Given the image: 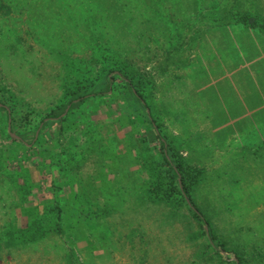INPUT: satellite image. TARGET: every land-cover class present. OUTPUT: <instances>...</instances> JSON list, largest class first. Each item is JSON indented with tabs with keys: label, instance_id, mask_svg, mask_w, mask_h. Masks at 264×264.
<instances>
[{
	"label": "rangeland",
	"instance_id": "1",
	"mask_svg": "<svg viewBox=\"0 0 264 264\" xmlns=\"http://www.w3.org/2000/svg\"><path fill=\"white\" fill-rule=\"evenodd\" d=\"M253 74L264 91V0H0V264H264V132L227 145L210 112ZM87 80L101 88L72 102ZM148 112L216 240L168 184Z\"/></svg>",
	"mask_w": 264,
	"mask_h": 264
},
{
	"label": "trees",
	"instance_id": "2",
	"mask_svg": "<svg viewBox=\"0 0 264 264\" xmlns=\"http://www.w3.org/2000/svg\"><path fill=\"white\" fill-rule=\"evenodd\" d=\"M216 5V4H213ZM238 14V13H237ZM233 18H235L237 15L233 14L232 15ZM239 19H241V22L243 25H245L246 27H252V28H262V21H260L257 15L255 14H250V13H245V14H238ZM235 20H238V18H235ZM231 19H228L226 21H224V24H228V22H230ZM124 78L126 79L127 77L124 76ZM109 78L107 77L106 80L104 81L105 86L108 85L109 88ZM128 80V79H127ZM129 86L130 89L132 90V94L141 102L142 106L145 107L146 109H149L150 103L148 102V100L146 99L142 88L145 84L144 81H140L138 85H134L133 82H129ZM101 85L103 86V82H101ZM101 88V86H98L97 84H94L93 82H91L90 80L84 81L83 83H81L78 87V89H74L71 91V93H69L70 95H73L75 97L72 98V102H74L77 98H83L84 96H87V93H89L90 91H95L94 88ZM97 93H103V90L98 89ZM122 98H116V99H112L111 102L112 104H114L113 102L117 103L116 105H118V107H122L121 104H123V101L121 102ZM0 102H2L3 107L6 109L8 107V102L4 101L3 99H0ZM73 106V105H72ZM10 110L12 112H14V108L12 106L9 107ZM9 110V111H10ZM10 111V113H11ZM6 114L9 115L8 112V108L6 109ZM135 118L138 119L139 121L146 123L145 119H143L142 116L139 115V113L135 114ZM149 115V121L151 124H149V126L151 127V130L154 131L155 136L157 138H160L161 141V148H160V153H161V157H162V164L166 169V176H167V180H168V184L171 186L172 190H175V188L178 187V191L179 193L182 194V196L185 198V200L188 202L189 205V209L192 211L193 216L198 219L202 225L204 227H208V231H206V233L208 234L209 238L212 240H216L217 235L213 229V226L211 224V221L207 218V216L205 215V213L203 212L202 208L196 203L195 199L192 197V190H191V182L190 179L193 177L190 175L189 171L187 170V167L183 161V157L177 153V154H171L170 153V149H167L166 146V141L164 139V136H162L158 130V128L160 127V125L154 120L153 118V113L152 112H148ZM18 116V115H17ZM50 117H54L52 114H50ZM55 125V124H54ZM60 125V123H59ZM61 126V125H60ZM146 133L149 131L148 129H145ZM179 177H181V184L179 182ZM164 183V180L162 181L161 184ZM155 190L157 187H154ZM160 190V188L157 189V191ZM59 228H61V226H58ZM61 230V229H59ZM37 229L33 228L32 229V233L36 234ZM15 234V233H13ZM228 241L224 240L221 242V246H223L225 249H227V245H228ZM238 258L240 260V262L242 264H251V262L243 256L240 253H237ZM68 256L72 257V260H78L76 253L72 250L71 252L68 253ZM76 264V262H75Z\"/></svg>",
	"mask_w": 264,
	"mask_h": 264
},
{
	"label": "crops",
	"instance_id": "3",
	"mask_svg": "<svg viewBox=\"0 0 264 264\" xmlns=\"http://www.w3.org/2000/svg\"><path fill=\"white\" fill-rule=\"evenodd\" d=\"M253 53L255 55L256 51ZM252 78L244 77L242 86L237 96L234 97V102L232 97L231 101L228 100L227 103L220 105L219 109L211 108L210 112L215 126V133L222 137L227 145L231 142V137H234V140L237 138V142H240L242 146L250 147L258 146L262 141L261 139H263H260V131L264 132V91L254 84L255 74ZM225 120L227 124L225 126L223 123L220 124L218 130V123ZM234 142L236 143V140ZM262 188L257 190L260 191Z\"/></svg>",
	"mask_w": 264,
	"mask_h": 264
},
{
	"label": "water",
	"instance_id": "4",
	"mask_svg": "<svg viewBox=\"0 0 264 264\" xmlns=\"http://www.w3.org/2000/svg\"><path fill=\"white\" fill-rule=\"evenodd\" d=\"M206 228H208V227L206 226Z\"/></svg>",
	"mask_w": 264,
	"mask_h": 264
}]
</instances>
